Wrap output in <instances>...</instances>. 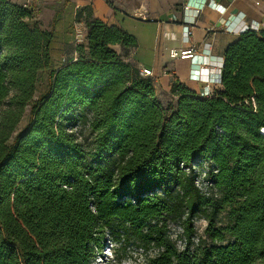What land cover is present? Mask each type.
Here are the masks:
<instances>
[{
    "label": "trees",
    "instance_id": "16d2710c",
    "mask_svg": "<svg viewBox=\"0 0 264 264\" xmlns=\"http://www.w3.org/2000/svg\"><path fill=\"white\" fill-rule=\"evenodd\" d=\"M75 20L86 43L53 69V24L0 0V264H93L111 220L157 249L146 264H264V30L227 46L221 91L202 98L174 80L176 103L163 106L128 59L134 35L89 5ZM195 164L210 167L209 195Z\"/></svg>",
    "mask_w": 264,
    "mask_h": 264
},
{
    "label": "crops",
    "instance_id": "0c3cea01",
    "mask_svg": "<svg viewBox=\"0 0 264 264\" xmlns=\"http://www.w3.org/2000/svg\"><path fill=\"white\" fill-rule=\"evenodd\" d=\"M115 1L110 5L107 0H44L35 21L41 29H49L53 24L51 66L58 69L76 60L71 24L75 20L76 9L89 5L95 17L127 32L130 30L126 22L130 26L142 25L129 32L135 36L137 46L130 51L128 59L140 72L149 71L156 98L163 106L176 103L177 96L171 91L174 80L202 98L221 91L222 85L213 77L220 74L227 46L236 41L243 31L264 30V0H206L222 7L223 13L208 5L195 12L193 7L196 2L200 3L199 0H191L192 7L185 11L183 6L187 0ZM55 10L59 13L53 20ZM184 24H192V34L188 39L182 31ZM209 27L211 31L207 30ZM206 42L210 47L205 45ZM190 46L197 49L193 60L169 55L171 49ZM115 49L120 51L119 46ZM206 85L209 93L203 95Z\"/></svg>",
    "mask_w": 264,
    "mask_h": 264
},
{
    "label": "rangeland",
    "instance_id": "374dc122",
    "mask_svg": "<svg viewBox=\"0 0 264 264\" xmlns=\"http://www.w3.org/2000/svg\"><path fill=\"white\" fill-rule=\"evenodd\" d=\"M20 3L33 4V0H13ZM110 5L116 3L115 0H107ZM125 1V0H120ZM41 4L39 6V11L42 7L44 0H40ZM38 11V12H39ZM129 32L131 33L134 28H140L141 24H135V26H130L129 22L125 23ZM46 87V74L42 72L39 77V82L37 86V93L43 92ZM29 118L28 112H26L22 121L17 126V131L21 130L27 123ZM77 129L80 130V127ZM82 134L84 139L89 140V133L82 129ZM228 221L226 209L220 210L216 216V224L224 225ZM168 233L172 239L175 240V234L178 233L179 229L174 218L169 219ZM206 221L202 218H198L195 221L196 231L201 237L204 236L203 229L206 225ZM205 237V236H204ZM157 252V249L150 246H143L138 240H136L130 232H125L122 227V223L118 220H111L104 225L103 238L101 246L98 249L93 264H146V260L152 257Z\"/></svg>",
    "mask_w": 264,
    "mask_h": 264
},
{
    "label": "built area",
    "instance_id": "2783aa9c",
    "mask_svg": "<svg viewBox=\"0 0 264 264\" xmlns=\"http://www.w3.org/2000/svg\"><path fill=\"white\" fill-rule=\"evenodd\" d=\"M200 3L196 2L194 10L195 12H199L200 9L204 6V5H208L211 7H215L217 8L220 12L223 13V8L220 7L219 5H216V3L212 2V1H206V0H199ZM34 5H30L29 3H24V6H27L28 8H31L33 11V14L37 15L38 13V9L39 6L41 4L40 0H33ZM191 6V0H187L186 3L183 6V10H188L190 9ZM71 30H72V39H73V43L75 45L77 44H81L84 41V37H85V27L84 24L81 21H77V20H73L72 24H71ZM208 31H211L212 28L209 27L207 29ZM182 31L184 34L185 39H188L189 36L192 34V24H184L182 26ZM207 47H210V44L206 42L205 44ZM169 55L172 58H181V59H190L193 60L196 55H197V49L194 46H190L184 49H171L169 51ZM142 75L145 76H149V71L148 70H144L141 72ZM219 77L220 74H216L213 79L215 82L219 81ZM209 93L208 89H207V85L204 87V91L202 92L203 95H207ZM260 132H264V128L260 129ZM262 135L264 136V133H262ZM181 166H183L181 164ZM195 173L194 176V184L195 186L198 188V190L205 195H209L211 193L212 190V183L210 182V180L208 179L207 175H208V171L210 169V167L208 166V164H202L201 165H193L191 167ZM190 169L188 167L185 168V171L188 172ZM213 171H216L215 169H213ZM179 231L178 233L175 234V241L178 247L182 248L184 246L185 240L183 237H181L179 234L181 233V229L178 227ZM195 241H197V239L195 238Z\"/></svg>",
    "mask_w": 264,
    "mask_h": 264
},
{
    "label": "bare ground",
    "instance_id": "6f19581e",
    "mask_svg": "<svg viewBox=\"0 0 264 264\" xmlns=\"http://www.w3.org/2000/svg\"><path fill=\"white\" fill-rule=\"evenodd\" d=\"M262 133H264V132H262Z\"/></svg>",
    "mask_w": 264,
    "mask_h": 264
}]
</instances>
